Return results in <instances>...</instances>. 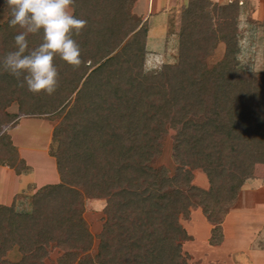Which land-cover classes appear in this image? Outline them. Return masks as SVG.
Instances as JSON below:
<instances>
[{"label": "trees", "instance_id": "1", "mask_svg": "<svg viewBox=\"0 0 264 264\" xmlns=\"http://www.w3.org/2000/svg\"><path fill=\"white\" fill-rule=\"evenodd\" d=\"M137 2L74 0L73 14L87 21L75 37L82 63L55 59L54 95L33 94L0 69V165L30 173L6 130L21 117L56 118L49 154L60 178L39 188L26 209L0 205V264H47L56 249L57 264H191L181 218L201 208L213 226L210 245H221L245 181L263 175L264 69L244 70L238 60L240 1L189 0L177 61L152 74L148 20L133 13ZM0 10L2 57L20 29L10 27L5 0ZM28 41L37 47L42 34ZM220 44L224 57L210 65ZM14 104L18 113H9ZM171 131L173 172L156 166ZM196 171L207 189L193 183ZM88 199L106 202L94 256ZM13 251L18 261L8 258Z\"/></svg>", "mask_w": 264, "mask_h": 264}, {"label": "rangeland", "instance_id": "2", "mask_svg": "<svg viewBox=\"0 0 264 264\" xmlns=\"http://www.w3.org/2000/svg\"><path fill=\"white\" fill-rule=\"evenodd\" d=\"M211 1L219 5H226L229 3L227 0L217 2L214 0ZM187 4L188 1L176 4L174 0H170L165 7V4H163L161 0H157L155 10L147 14L146 0H138L136 3L133 13L143 20L148 18L147 49L149 51L146 63L149 66L148 62L152 60L154 64H151V66H157L155 70L149 69L148 71L147 69L146 72L148 74L160 71V66H162L163 63H175L177 61L179 48L178 40L182 20L181 15ZM243 4L244 5H240V16L238 19V60L244 70L260 73L263 71L262 69H264V0H259L258 2L247 0ZM5 18L6 13L0 10V23L4 21ZM224 54L225 45L220 44L209 58V64L212 65L217 63L224 57ZM8 112L12 114L18 113V106L16 104L12 105L8 109ZM56 123V118L32 117L23 120L17 126H15V124L10 125L6 130V133L9 134L8 129H12L13 137L16 142L25 148L23 155L34 169V172L32 175H29V177L34 179V181L39 179L40 182L43 183L41 180L44 181L46 179V174L54 171L52 158L46 154L45 148L47 143L50 148L56 147L55 141H52L53 137H49L48 130L49 128L53 129ZM9 135L11 137V134ZM173 135L174 132L171 131L169 136H167L164 143L163 154L160 155L156 163L157 167L165 166L172 172L175 169V163L172 158ZM252 181L253 180L246 181V189L253 186ZM37 182L40 183L39 181ZM207 182L206 176L201 171L195 172L193 182L195 185L207 189L209 187V183ZM255 200L257 201L251 204V210L255 211L254 214H252V212L249 213L252 215H245L246 212L243 213L244 215H237L238 221L236 223H239L240 226L237 228L238 230L236 232L238 236L236 237L231 233L232 224H230V221H233V218H235V216H231V220L229 219V223H227L226 226L229 240L221 247L210 246L208 241L212 234L211 229L213 226L206 220L201 208H192L190 210L191 214L189 220L181 218L182 225L191 236L190 240L183 245V251L188 255L189 262L191 264H264V235H259L257 239V234L254 236L255 232L253 231L256 230L259 222L264 219V189L256 193L254 201ZM86 204H88V206H93L97 211H101L104 201L88 199L86 200ZM94 209H88L85 215L90 231L94 235V246L90 253L92 256L97 253L99 243L98 236L102 231L104 216L102 212L96 213ZM231 209L232 208L229 209V212H231ZM244 223L252 224L253 229L251 231L247 230ZM233 226L236 228V225ZM248 239L250 241L247 243L246 241ZM60 255L61 252L58 249L52 250L46 263L57 264V259ZM8 258L12 261H18L20 255L17 251H13L9 254Z\"/></svg>", "mask_w": 264, "mask_h": 264}, {"label": "clouds", "instance_id": "3", "mask_svg": "<svg viewBox=\"0 0 264 264\" xmlns=\"http://www.w3.org/2000/svg\"><path fill=\"white\" fill-rule=\"evenodd\" d=\"M11 10L10 27L19 26L13 49L0 57V69L15 77L33 94L54 95L59 85L55 59L73 68L82 63L76 38L87 21L71 11L74 0H5ZM42 34V42L30 48L28 37Z\"/></svg>", "mask_w": 264, "mask_h": 264}, {"label": "crops", "instance_id": "4", "mask_svg": "<svg viewBox=\"0 0 264 264\" xmlns=\"http://www.w3.org/2000/svg\"><path fill=\"white\" fill-rule=\"evenodd\" d=\"M161 1L163 2V4H165L164 6L166 7L168 1H170V0H161ZM187 1H189V0H174V2L176 4L185 3ZM214 1L217 2V1H226V0H214ZM227 1L230 2L232 0H227ZM239 1L242 3V5H244L243 3L247 0H239ZM249 1L258 2L259 0H249ZM156 4H157V0H146L147 14L152 13V11L155 10ZM145 20H148V18H145ZM29 118H32V117H21V118H19L18 121L15 123V126L19 125L23 120L29 119ZM50 129L51 128H49L48 130H49V137L51 138V137H53V130L52 129L50 130ZM8 132H9V134H11L12 142H13L14 146L17 147L19 154H20V157L26 161L28 166L31 167V172L28 174L17 175L13 169L0 165V205L11 206V205L16 203V206H20L22 209L23 208L26 209L28 207L30 197L32 195H34L39 188L43 187L44 185H48V184H57L60 182V178H59V174L57 172L56 161L54 158H52L50 156V154H49L50 146L48 147V143H47L46 148H45V152L47 155H49L50 158H52L51 160L53 162L54 171L48 172V174H46L47 175L46 179L44 181L41 180L43 183H41L39 179H37L36 181H34V179H31L29 177V175H32V173L34 172V169L32 168L30 162L28 160H26L24 155H23L25 148L20 146L16 142V140L13 137L12 129L11 130L8 129ZM263 173H264V170H263ZM249 180H253L252 181L253 186H250V188L246 189L245 187H246L247 182L245 181V184H244L243 188L241 189V192H240V195H239L237 202L232 207L231 212H229L228 215L224 219V222L222 224L223 233H224L223 243L219 246H212V247H221V246H223V244L227 240H229L228 239L229 235H228L226 226H227V223H229V219L231 220V216H233V217L235 216V218H233V221L232 220L230 221V224H232L231 225L232 226V232L231 233H232V235H235V237H236V236H238V234L236 232L238 230L237 228H239V226H240L239 223H236L238 221L237 215H242L243 213H246V212L248 214L246 213L245 215H252L255 213V211L251 210L252 209L251 204L255 203L257 201V200L254 201L256 193L259 191H262L264 189L263 188V186H264V174L263 175L262 174L257 175L254 178H251ZM37 181H39L40 183H38ZM258 201H260V200H258ZM105 205H106V202L104 201L103 207L102 208L100 207L101 211H97L94 209L93 206H88V204H85L84 218H86L85 215H86L88 209L93 208L96 213L97 212L101 213V212H103ZM249 213H252V214H249ZM233 225H236V228H234ZM244 225H245L246 229L249 231H251L253 229V225L250 223H247V224L244 223ZM211 231H212V229H211ZM253 231L255 232V235L253 232L254 236H256V234H257V239L259 238V235H261V234L264 235V219L261 220V222H259L256 230H253ZM211 236H212V234L210 235V237ZM210 237H209V240H210ZM248 241H250V240L248 239L246 242L248 243Z\"/></svg>", "mask_w": 264, "mask_h": 264}, {"label": "built area", "instance_id": "5", "mask_svg": "<svg viewBox=\"0 0 264 264\" xmlns=\"http://www.w3.org/2000/svg\"><path fill=\"white\" fill-rule=\"evenodd\" d=\"M240 5H242L241 2H240ZM148 64H149V66H151V64H154V63L152 62V60H149ZM151 67H152L151 69H153V70L157 69V68H156V67H157L156 65L151 66Z\"/></svg>", "mask_w": 264, "mask_h": 264}]
</instances>
